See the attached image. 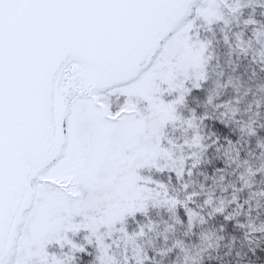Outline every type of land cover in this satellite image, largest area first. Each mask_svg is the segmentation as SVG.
<instances>
[{
	"label": "snow or ice",
	"instance_id": "obj_1",
	"mask_svg": "<svg viewBox=\"0 0 264 264\" xmlns=\"http://www.w3.org/2000/svg\"><path fill=\"white\" fill-rule=\"evenodd\" d=\"M252 4L0 0V264H200L229 228L264 239Z\"/></svg>",
	"mask_w": 264,
	"mask_h": 264
},
{
	"label": "trees",
	"instance_id": "obj_2",
	"mask_svg": "<svg viewBox=\"0 0 264 264\" xmlns=\"http://www.w3.org/2000/svg\"><path fill=\"white\" fill-rule=\"evenodd\" d=\"M227 56L230 59L222 57L219 60L220 65L224 66L235 62L237 64L235 75L247 79L248 73L246 72V69L249 67L248 63L240 61L236 55H231V53ZM257 71L259 72V69H257ZM260 76L264 79V73H260ZM260 219L264 220V214H261ZM221 235L223 236V239H214L211 241L210 246L206 248L205 256L200 260V264H238V260L240 261V264H264V239H260L252 245H244L241 248L239 244H237L236 247H231L233 237H236L237 240H240L242 237V233L238 230L229 228ZM249 246L255 249V255L248 251ZM238 251L241 252V255L243 256L242 260L237 257Z\"/></svg>",
	"mask_w": 264,
	"mask_h": 264
},
{
	"label": "rangeland",
	"instance_id": "obj_3",
	"mask_svg": "<svg viewBox=\"0 0 264 264\" xmlns=\"http://www.w3.org/2000/svg\"><path fill=\"white\" fill-rule=\"evenodd\" d=\"M243 16L244 18H247L249 16H253L258 22L260 23H264V6L262 5H258V4H252L250 5L249 7L245 8L243 10ZM239 27H243V25H239ZM259 50V49H257ZM231 53V55H236V53H234L230 47L224 43L223 41H221L220 43L217 44L216 46V54H217V57L218 59L220 60L222 57H227L228 59H230L227 55ZM227 54V55H226ZM238 59L240 61H245L248 63L249 65V61L246 57H243V56H237ZM245 59V60H243ZM237 68L235 67V70ZM205 256V252L203 253L202 255V258Z\"/></svg>",
	"mask_w": 264,
	"mask_h": 264
}]
</instances>
